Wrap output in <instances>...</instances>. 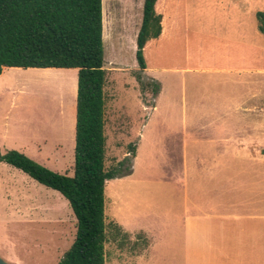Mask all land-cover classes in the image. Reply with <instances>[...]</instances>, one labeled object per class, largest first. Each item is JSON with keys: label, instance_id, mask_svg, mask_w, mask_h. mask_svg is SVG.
<instances>
[{"label": "rangeland", "instance_id": "1", "mask_svg": "<svg viewBox=\"0 0 264 264\" xmlns=\"http://www.w3.org/2000/svg\"><path fill=\"white\" fill-rule=\"evenodd\" d=\"M142 5L101 0L104 166L120 173L104 186V264L175 261L177 230L160 217L181 194L246 200L241 213L256 217L240 243L258 246L222 252L264 264V0H156L162 29L140 71ZM76 91L77 68L3 67L1 153L72 175ZM75 232L65 197L0 161V259L57 264Z\"/></svg>", "mask_w": 264, "mask_h": 264}, {"label": "trees", "instance_id": "2", "mask_svg": "<svg viewBox=\"0 0 264 264\" xmlns=\"http://www.w3.org/2000/svg\"><path fill=\"white\" fill-rule=\"evenodd\" d=\"M156 0H143L135 57L146 68L143 47L161 32ZM264 35V10L255 12ZM3 67L77 68L72 175L43 166L9 149L3 161L65 197L76 232L57 264H104V186L120 175L106 170L101 0H0V73ZM140 78V75L138 76ZM155 93L158 84L150 80Z\"/></svg>", "mask_w": 264, "mask_h": 264}, {"label": "crops", "instance_id": "3", "mask_svg": "<svg viewBox=\"0 0 264 264\" xmlns=\"http://www.w3.org/2000/svg\"><path fill=\"white\" fill-rule=\"evenodd\" d=\"M168 198L166 202L175 204L163 207L165 213L160 221L168 229L177 230L174 234L176 259L171 264H259L255 259L243 262L236 257L234 260L232 254L222 252L258 246L254 242L240 243L242 222L256 217L254 213H241L239 204L246 200L230 195L200 194ZM146 245L150 247L149 243Z\"/></svg>", "mask_w": 264, "mask_h": 264}, {"label": "water", "instance_id": "4", "mask_svg": "<svg viewBox=\"0 0 264 264\" xmlns=\"http://www.w3.org/2000/svg\"><path fill=\"white\" fill-rule=\"evenodd\" d=\"M0 264H8V263H6L2 259H0Z\"/></svg>", "mask_w": 264, "mask_h": 264}]
</instances>
